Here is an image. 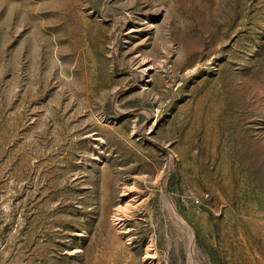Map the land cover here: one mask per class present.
<instances>
[{
  "label": "rangeland",
  "instance_id": "374dc122",
  "mask_svg": "<svg viewBox=\"0 0 264 264\" xmlns=\"http://www.w3.org/2000/svg\"><path fill=\"white\" fill-rule=\"evenodd\" d=\"M0 264H264V0H0Z\"/></svg>",
  "mask_w": 264,
  "mask_h": 264
},
{
  "label": "bare ground",
  "instance_id": "6f19581e",
  "mask_svg": "<svg viewBox=\"0 0 264 264\" xmlns=\"http://www.w3.org/2000/svg\"><path fill=\"white\" fill-rule=\"evenodd\" d=\"M132 202H133V201H132ZM132 202H131V203H132ZM132 204H133V203H132ZM132 204H131V205H132ZM136 206H137V205H136ZM131 208H132V207H131ZM120 219H121V218H120ZM122 220H123V219H122ZM150 250H151V249H150ZM148 251H149V250H148ZM150 252H151V251H150ZM151 254H152V253H151ZM147 257H148V256H147ZM151 257H153V256H150L149 258H151Z\"/></svg>",
  "mask_w": 264,
  "mask_h": 264
}]
</instances>
